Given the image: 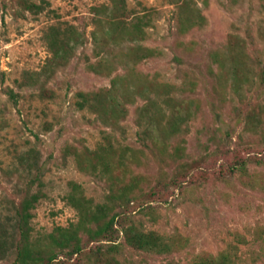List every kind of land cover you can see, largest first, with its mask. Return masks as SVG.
Wrapping results in <instances>:
<instances>
[{
  "label": "rangeland",
  "instance_id": "374dc122",
  "mask_svg": "<svg viewBox=\"0 0 264 264\" xmlns=\"http://www.w3.org/2000/svg\"><path fill=\"white\" fill-rule=\"evenodd\" d=\"M46 2L33 14L0 0V264H14L23 196H39L34 236L76 221L71 183L103 201L105 183L79 170L73 150L106 141L133 150L128 169L146 178L144 191L182 181L160 202L145 196L132 215L145 231L176 239L175 251H135L120 235L123 264H189L222 252L235 264H264V165L247 166V183L229 168L233 156L264 152V0ZM136 17L142 33L131 39ZM145 49L156 55L140 59ZM116 76L124 117L78 107L79 93L107 90ZM166 94L191 101L175 135L164 130L163 113L176 110L162 102Z\"/></svg>",
  "mask_w": 264,
  "mask_h": 264
},
{
  "label": "trees",
  "instance_id": "16d2710c",
  "mask_svg": "<svg viewBox=\"0 0 264 264\" xmlns=\"http://www.w3.org/2000/svg\"><path fill=\"white\" fill-rule=\"evenodd\" d=\"M176 3H185V0H174ZM20 7L26 12L39 14L48 3L46 0H18ZM132 28L128 30L130 38H137L142 33L140 24L141 17H136ZM115 23V22H111ZM118 23V22H116ZM196 23V22H195ZM119 24V23H118ZM194 23L190 24L192 27ZM116 27H119L116 25ZM185 29V26L182 27ZM140 59L154 57L156 49H145ZM55 57L59 52L53 51ZM219 68L222 70L224 60L214 54ZM93 69V68H91ZM120 77H114L107 90L94 93H79L80 109L88 107L91 111L106 113L111 110L116 117L125 116V105L116 99V86ZM170 86L166 85L167 90ZM12 96V91L8 92ZM141 108H149L152 102L150 96ZM173 97L165 95L164 104L171 103L170 108L176 110L169 114L163 113L166 134L175 135L179 128L178 115L180 108H189V100L173 101ZM97 107V108H95ZM160 108H162L160 106ZM179 109V110H178ZM182 116V115H181ZM160 124H158L159 126ZM149 127L148 131L152 132ZM158 138V137H157ZM156 146H162V141L154 139ZM73 157L77 167L81 171L90 172L99 176L106 185L104 199L100 203L86 198L79 185L70 184V192L66 196V203L76 212V221L67 226H57L50 232L34 236L31 226L32 211L39 200L37 194L23 196L14 209V232L16 233L14 264H67L71 260L79 264H123L118 255L123 243L130 249L154 255H167L175 251L173 248L176 239L163 236L153 231H145L142 224L135 220L132 215L140 206L144 197L160 202L170 189L181 186L182 181L177 177L168 183L158 181L147 191L141 187L146 178L141 174H134L128 169L129 161L134 157L133 150L129 147L116 148L111 142L106 141L99 144L95 149L73 150ZM234 160L229 168L240 174L242 183H247V166L249 164L264 165V152L256 154L251 158L243 159L233 156ZM259 231V230H258ZM264 232V228L260 229ZM259 232V235L261 234ZM186 245L188 240L182 239ZM183 244V245H184ZM181 245V244H180ZM79 261V262H78ZM163 264H173L166 262ZM189 264H235L228 252L218 255L208 253L195 257Z\"/></svg>",
  "mask_w": 264,
  "mask_h": 264
}]
</instances>
